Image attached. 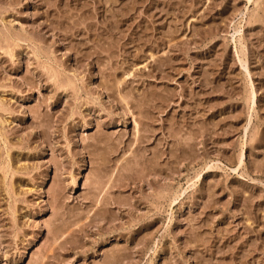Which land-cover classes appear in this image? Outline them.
<instances>
[{
  "label": "rangeland",
  "instance_id": "374dc122",
  "mask_svg": "<svg viewBox=\"0 0 264 264\" xmlns=\"http://www.w3.org/2000/svg\"><path fill=\"white\" fill-rule=\"evenodd\" d=\"M0 264H264V0H0Z\"/></svg>",
  "mask_w": 264,
  "mask_h": 264
}]
</instances>
